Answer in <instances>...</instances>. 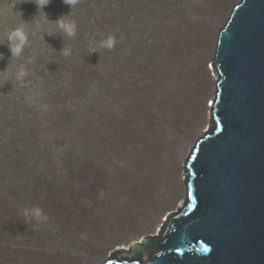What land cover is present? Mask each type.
I'll use <instances>...</instances> for the list:
<instances>
[{"label": "rangeland", "instance_id": "rangeland-1", "mask_svg": "<svg viewBox=\"0 0 264 264\" xmlns=\"http://www.w3.org/2000/svg\"><path fill=\"white\" fill-rule=\"evenodd\" d=\"M9 1L7 10L0 0V264L128 253L186 202L185 162L211 123L219 31L240 0H50L48 21L33 0ZM62 16L75 38L55 23ZM18 27L29 42L19 59L7 41ZM109 36L114 47L101 48Z\"/></svg>", "mask_w": 264, "mask_h": 264}, {"label": "water", "instance_id": "water-1", "mask_svg": "<svg viewBox=\"0 0 264 264\" xmlns=\"http://www.w3.org/2000/svg\"><path fill=\"white\" fill-rule=\"evenodd\" d=\"M212 65L211 123L185 162V204L101 264H264V0L233 6Z\"/></svg>", "mask_w": 264, "mask_h": 264}, {"label": "clouds", "instance_id": "clouds-1", "mask_svg": "<svg viewBox=\"0 0 264 264\" xmlns=\"http://www.w3.org/2000/svg\"><path fill=\"white\" fill-rule=\"evenodd\" d=\"M35 5L37 6V9L43 13L42 9L46 6L49 5L50 0H33ZM62 2L69 6L70 9L72 6H76L79 3V0H62ZM44 14V13H43ZM67 16V15H66ZM65 16H62L59 18L55 23L58 25V28L65 33L67 36L71 38H75L76 32H77V26L74 21L68 22L64 20ZM44 19L46 21V15L44 14ZM43 39V38H42ZM7 41H8V48L11 53V57L15 56L17 59H19L23 53V49L25 48L26 45H28V36L26 31L24 30L23 27H18L11 31L7 35ZM115 45V39L112 36H109L106 40L102 41L100 46L101 48H108L112 49ZM63 51V47L61 49ZM95 52V51H93ZM64 55L67 56L69 55L68 51H64ZM3 57L0 56V59ZM27 75V72L25 71L23 65H20V70L17 73V79H23ZM29 209L24 210V216H25V223H27V214H28ZM34 213L35 218L39 219L41 217V211L38 208H33L31 209ZM46 219V217H45ZM209 248L206 247V252H209Z\"/></svg>", "mask_w": 264, "mask_h": 264}, {"label": "trees", "instance_id": "trees-1", "mask_svg": "<svg viewBox=\"0 0 264 264\" xmlns=\"http://www.w3.org/2000/svg\"><path fill=\"white\" fill-rule=\"evenodd\" d=\"M8 2H11L10 4L14 5V1L5 0L4 4H2L1 6H4V7H6L7 10H9V7H7L8 6L7 5ZM2 11H4V10H2L1 7H0V12H2ZM0 16H2V15L0 14Z\"/></svg>", "mask_w": 264, "mask_h": 264}, {"label": "snow or ice", "instance_id": "snow-or-ice-1", "mask_svg": "<svg viewBox=\"0 0 264 264\" xmlns=\"http://www.w3.org/2000/svg\"><path fill=\"white\" fill-rule=\"evenodd\" d=\"M202 250H203L204 252H206V247H203Z\"/></svg>", "mask_w": 264, "mask_h": 264}]
</instances>
